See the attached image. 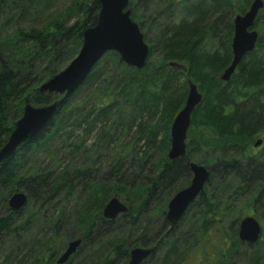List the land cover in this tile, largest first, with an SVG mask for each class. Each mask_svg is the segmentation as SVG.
Returning <instances> with one entry per match:
<instances>
[{
    "label": "trees",
    "instance_id": "trees-1",
    "mask_svg": "<svg viewBox=\"0 0 264 264\" xmlns=\"http://www.w3.org/2000/svg\"><path fill=\"white\" fill-rule=\"evenodd\" d=\"M251 1L151 3V24L157 30L148 64L135 69L115 51L104 53L42 129L0 163V264H14L13 251L7 249L18 237L24 239L25 258H30L25 264H58L57 257L75 238L81 243L63 264H126L134 246L154 247L142 264H264V140L256 150L250 148L252 139L264 135V7L254 22V49L227 81L219 77L231 60L233 17L244 13ZM135 3L129 1L131 17L139 19ZM98 10V0H69L63 7L58 0H0V147L25 103L42 105L56 98L37 87L76 55L82 32L95 23ZM154 52L160 55L157 64L150 61ZM171 61L185 69L171 66ZM155 78L162 83L153 93L147 83L153 85ZM187 79L196 83L202 99L191 114L186 154L169 160L168 130L183 105ZM105 80L139 87L137 110L159 112L154 125L145 122L134 133L136 141L145 138V149L117 146L112 166L97 176H89L80 164L41 167L35 153L61 138L69 123L75 127L87 122L85 130L90 131L109 119L115 109L109 93L88 111L86 98L74 100L83 87L91 89ZM100 130L102 136L109 134ZM80 146L81 141L73 144L70 153ZM202 150L211 155L205 165L208 179L178 223L169 227L164 219L167 202L189 183V162L204 164ZM16 191H23L27 200L14 211L7 200ZM113 196L126 203L127 211L108 219L102 208ZM69 200L74 203L65 210ZM240 202L261 221L260 238L253 244L238 239L244 216ZM47 209L55 213L46 220ZM45 223L49 234H38Z\"/></svg>",
    "mask_w": 264,
    "mask_h": 264
},
{
    "label": "water",
    "instance_id": "water-1",
    "mask_svg": "<svg viewBox=\"0 0 264 264\" xmlns=\"http://www.w3.org/2000/svg\"><path fill=\"white\" fill-rule=\"evenodd\" d=\"M99 10L96 21L82 32V41L76 55L57 73L41 82L37 90L46 96H56L49 103L33 105L25 103L19 118L0 147V163L25 140L33 137L51 119L60 107L64 98L69 96L87 77L95 63L107 51H115L123 63L135 69H141L148 64L149 47L144 40L142 31L131 17L130 0H98ZM264 7V0H252L248 9L233 17V34L231 38V60L219 74L227 81L243 57L255 47L258 32L253 28L259 11ZM173 67L185 69L181 63L171 61ZM187 93L181 108L173 117L169 128V147L167 158L177 159L186 154V138L191 122V114L200 103L202 93L195 82L187 79ZM262 139H257L255 147L261 145ZM191 177L189 183L178 189L168 200L164 219L169 227L178 223L189 205L203 190L209 176L207 166L195 161L189 162ZM27 200L23 191L12 193L8 207L14 211L20 209ZM127 211V205L121 199L113 196L102 208V215L114 219ZM261 224L253 215H244L239 219L238 239L247 244H253L260 238ZM81 243L80 238L67 242L64 250L57 257L58 264L65 263ZM154 247L134 246L128 252L126 264H142L152 253Z\"/></svg>",
    "mask_w": 264,
    "mask_h": 264
},
{
    "label": "rangeland",
    "instance_id": "rangeland-1",
    "mask_svg": "<svg viewBox=\"0 0 264 264\" xmlns=\"http://www.w3.org/2000/svg\"><path fill=\"white\" fill-rule=\"evenodd\" d=\"M68 1L69 0H58V5L60 7H63L67 5ZM135 1L136 3L134 7L136 8V10L138 11L141 17L139 19H133V20L137 24L141 23L142 25L141 31L143 34L146 33L144 39L149 47L151 42H153L154 40V36L156 35V30H157L156 26L151 24V17H150L151 13H149L151 12L150 7L153 6L151 5V3L154 0H135ZM179 7L180 6H178L177 9H179ZM177 14L178 11L175 10L173 12L172 17L176 18ZM253 28L257 30L255 26H253ZM159 57L160 55L154 52L150 57V61L154 64H157V60L159 59ZM114 73L117 74L119 78L121 77L122 80L123 79L128 80V77L123 72L120 73V71H116ZM150 74L156 75V73L154 72ZM126 80H124L122 84L120 83L116 84L115 82L107 83V81L105 80L102 84H99L97 86L93 85L91 89H88V87L85 86L81 89L80 93L76 94L74 100L78 101L86 98L85 110L88 111L92 107V103L94 101L95 103H98V100L104 101L105 99L108 98L104 95L109 93L110 98L112 97L115 101V109L112 110V113L109 116L108 120H104L101 124L97 123L96 127H94L90 131L85 130V127L87 128V122L86 123L81 122L79 126H75V127L70 126L69 123L68 126L64 128V130L62 131L61 138L56 137L55 139L56 141L53 140L55 141L54 143H49L42 150L37 151L35 153L34 157L40 161L41 167L48 166L50 168H54L57 166H64V165H70V167H72L80 164L81 167L84 166L85 168L89 169V176H97L102 174L104 171L108 170L112 166V163L116 157L115 152L117 151L116 148L117 146L120 147L128 146L129 148L132 147L136 150L139 147L140 151L145 149L144 146L145 138L136 141L134 139V133L135 131L140 129V126H142L143 124L145 125V122H148L146 124L147 126L154 125L156 120L160 117V114L159 112H157L152 115L151 113L149 114L148 111H141V112L138 111L134 105L138 103L136 102V99L140 94V88L139 87L129 88L126 86L123 87L127 83ZM161 83H162L161 80L158 79L156 80L155 78L153 81V85H149L150 83H147V88L151 92L156 93L159 90V87H161ZM99 97H101V99ZM139 107H141V104ZM150 111H152V109L149 110V112ZM133 119L134 122L131 125V129L128 130V126L131 124ZM101 128L108 131L109 134L106 136H102L100 132ZM168 135H169V130H168ZM257 139H262L263 142L264 135L261 134L251 140L250 148L252 151L256 150L260 146V145L258 147L254 146V143L256 142ZM79 141H81L80 148H78L76 154L74 155L71 154L70 149L72 148L73 144L78 143ZM201 155L205 159L203 165H206L207 161L211 159V155L209 151L206 150H202ZM73 203H74L73 200H69L68 202L65 201V204L63 205L65 207L64 209L65 210L70 209ZM240 206H242L241 209L243 210L244 215L253 214L249 205L246 206L243 204V202H240ZM54 213L55 212L53 210L47 209L45 211L44 219L47 220ZM46 227H47V223L37 228L38 234L47 231H48L47 234H49L50 231ZM18 238H19L18 241L13 240L11 242L7 251L9 252L13 251L10 253L11 254L13 253L12 261L14 264L18 263L21 259H24L23 264H25L26 262L28 263L30 261V258L29 257L25 258L26 248L21 246L22 243L24 242V239L22 237H18ZM15 243H17L16 248H13L12 250L11 246L15 245ZM0 260L2 259L0 258ZM186 264H193V263L192 261L188 260Z\"/></svg>",
    "mask_w": 264,
    "mask_h": 264
}]
</instances>
